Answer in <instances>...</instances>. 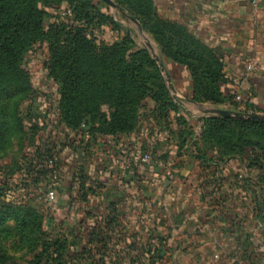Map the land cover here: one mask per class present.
<instances>
[{
    "label": "rangeland",
    "instance_id": "1",
    "mask_svg": "<svg viewBox=\"0 0 264 264\" xmlns=\"http://www.w3.org/2000/svg\"><path fill=\"white\" fill-rule=\"evenodd\" d=\"M56 1L49 0V3H46L47 24L63 21L73 26L85 25L79 13L83 1L87 2V0H62L60 4L55 3ZM89 1L90 5L87 4L86 10L92 12L94 21L88 28L94 34L97 43L99 41L110 43L129 38L133 43V51L135 48L137 50L145 48L150 52L161 70L172 97L177 98L175 90L181 91L182 95L189 91V86L192 84L188 79L189 74L179 72L178 78L173 80V73L176 72L175 64L167 62L168 59L162 54L156 40L142 27L136 17L127 13L126 5L119 0H113L115 5L105 0ZM151 1L155 5L154 10L164 17L158 10L157 0ZM94 24L101 25L99 26L101 31L93 27ZM49 60V43L46 39H41L31 47L22 65L28 74V86L25 85V87L24 84L19 83L10 84L4 89L5 92L0 94L2 104L0 126L6 125L5 132L2 134L6 142L4 146L2 142L0 143V250L10 255L9 264H28L29 261H37V258L46 253L56 256L58 253L55 252L54 245L59 243V240L67 241L70 255L79 253L81 248H77L78 245L84 247L85 253L73 256L76 259L82 256L83 263H90L93 258L92 262L99 264H140L141 253L147 255V247H149V256L154 255L155 247L158 246L160 249L158 259L154 256L153 264H235L233 257L226 256V253L219 254L218 244L208 246L202 243L203 229L190 232L189 228L177 226L169 219L170 216L164 214L162 215L164 222H156L157 228L154 224L148 223V220L151 222V219H157V216L152 213L153 206L166 205L178 208L191 205L199 191L219 187V182L213 184V187H209L208 184L211 172L219 171V169H213L209 163L211 159L219 158L220 152L216 149L206 148L203 150L202 161L192 162V164L188 157L181 159V165L178 168L180 172L185 173L179 176L180 180L173 181L169 176L171 181L169 185L167 182H162L161 186H157L159 188L156 187L157 190H149L152 194L142 193L140 187L135 184L130 194H126L123 201L119 202L121 203L119 207L130 206V208L123 207L120 214L117 213L109 219L107 218L109 210L103 200V194L108 191V186L103 187V183L98 187L95 184L89 189L86 187L85 191L82 190L81 192L87 197H84V194L76 198L67 197L68 184L64 181L67 178V171L72 169V163L67 156L69 157L70 152L76 153V156L80 158L79 161H82L85 157L91 156L90 153L94 156V149L98 145L96 141L93 142V137L86 135L87 132L82 126L74 127L64 120L60 110L58 84L51 81L49 77ZM160 62H164L166 69L173 74L170 82ZM250 63L257 64L259 68L258 62ZM186 89L187 92L184 91ZM190 94H192V85ZM212 108L222 107L216 105ZM140 111L138 128L148 129L160 124L165 128L191 125L196 129V134L200 133L205 119L220 116L210 112L203 113L197 108L193 111L194 116H184L186 125L184 123L180 125L177 120L179 111H172L168 120L157 118L151 109L142 108ZM131 152H134L130 157L133 158L136 151ZM144 153L150 154V162L155 159L152 151ZM175 153L170 149L169 158ZM141 154H137V157ZM231 161V164H237L235 159ZM222 162L228 161L222 160ZM88 167L92 178L94 175L92 170L97 171V168L91 164ZM145 167L143 165L137 169L146 173ZM168 172L171 173V171ZM231 172L235 174L233 170ZM95 174L98 177L102 176L101 180L104 182H108L111 178L105 165H102L100 170L98 168ZM244 181L241 176L234 177L231 187H228L227 182L223 190L230 188L237 191L243 188ZM139 182H141L139 178L133 180V183ZM173 186L180 190L173 192ZM51 188L57 189V201L53 203L46 202L40 196ZM161 188H164L167 193L161 195ZM174 194L179 196L175 197ZM148 205L151 206V216L147 213ZM185 215L188 217L186 213ZM82 220L89 221V225L83 227ZM110 220H113V223L109 226L107 222ZM67 225L71 227L68 228ZM79 225L80 228H78ZM155 234L160 236L156 246H150L146 242L133 243V240H138L137 238L142 235L146 241L150 237H156ZM180 241L181 246H178ZM46 247L49 249L46 250ZM215 248L216 251L213 250ZM178 249L179 251L181 249L180 253ZM216 252L217 257H214Z\"/></svg>",
    "mask_w": 264,
    "mask_h": 264
},
{
    "label": "trees",
    "instance_id": "2",
    "mask_svg": "<svg viewBox=\"0 0 264 264\" xmlns=\"http://www.w3.org/2000/svg\"><path fill=\"white\" fill-rule=\"evenodd\" d=\"M61 1L55 3L60 4ZM119 1L126 5L127 13L136 17L152 35L165 58L187 68L191 77L192 98L196 102L220 107L228 105L231 96L222 90V85L227 81L224 58L215 49L207 46L187 27L161 17L154 10L153 1ZM46 3L49 0H0V94L10 84L28 86L29 78L22 67L23 62L31 47L37 41L46 39L50 46L49 77L58 84L62 116L69 125L82 126L86 135L96 139L97 136L129 134L138 128L142 108L151 109L154 116L164 120H168L172 111L180 110L158 64L147 49L135 48L133 51L129 38L97 43L88 28L94 21L92 12L86 10L87 4L90 5L89 0L83 1L79 13L85 24L82 26L63 21L47 24ZM99 24L93 27L101 31ZM1 110L0 102V113ZM177 120L180 125L187 123L181 115ZM5 126H0L2 146L6 142L2 135ZM191 128V125L183 126L177 132L180 148H186L185 151L198 161H202L203 150L216 149L220 156L215 157L217 160L211 159L210 165H218V160L235 159L251 168L257 181L254 187L251 185L249 188L256 192L259 203L264 207V119L211 116L204 120L199 134ZM86 168L83 165L79 175L74 176L75 181L78 179L81 196L84 194L82 190L95 185V179L86 172ZM107 189L103 200L109 210V219L120 214L124 206H116L121 203L113 197L115 191ZM83 196L87 197L86 194ZM261 215L264 218V214ZM112 221L107 225L110 226ZM81 223L83 227L89 225V221L82 220ZM140 238H137L139 241L133 240V243L141 244ZM151 239L146 244L156 246ZM54 246L58 255L46 253L28 264H99L93 263V258L88 260L90 263H83L82 256L73 258L76 254L85 253L81 245L77 247L81 248L79 253L72 255L69 254L66 240H59ZM159 250L156 246L155 254L149 256L147 247V255L141 253L140 264H153L154 256L158 259ZM9 256L6 251L0 250V264H9Z\"/></svg>",
    "mask_w": 264,
    "mask_h": 264
},
{
    "label": "crops",
    "instance_id": "3",
    "mask_svg": "<svg viewBox=\"0 0 264 264\" xmlns=\"http://www.w3.org/2000/svg\"><path fill=\"white\" fill-rule=\"evenodd\" d=\"M157 7L162 16L187 27L224 58L227 81L222 85V90L231 96V99L228 105L222 108L264 114V0H259V4H255L253 0H157ZM254 61L259 64L256 70L248 67V64ZM167 62L176 66L173 76L163 62L168 82L172 80L171 76L173 80L178 78L179 72L189 74L185 66L170 60ZM188 79L191 81L190 75ZM191 85L188 92L187 89L184 90L187 92L185 95L175 90L177 98L173 96L179 104L178 113L181 116H194L193 111L197 108L207 113L216 106L211 103L196 102L190 94ZM191 129L196 133L195 128ZM179 130L180 128L173 126L165 128L163 125H155L148 129L137 128L129 134L93 138V142L96 141L98 145L94 149V156L90 153L91 156L85 157L82 161H79L80 158L76 156V153L70 152L69 157L67 156L72 163V169L67 171V178L64 181L68 184L67 197L80 196L78 179L75 181L74 176L79 175L83 165L87 167L86 172L90 175L91 170L88 168L90 164L93 167L96 166L97 171L105 165L111 178L108 182H104L101 180L102 176L98 177L95 174L97 171L92 170L94 184L98 187L103 183V187L112 188L115 191L113 197L121 202L127 196L126 194H130L135 184L140 187L142 193L148 195L152 194L149 192L150 189L157 190L159 188L157 186H161L162 182H167L169 185L171 182L169 176L173 181L180 180L179 176L185 173L180 172L178 168L181 165V159L188 157L191 164L198 160L193 159L192 155L185 151L186 148L181 150L177 139ZM170 149L174 153L178 149L170 157L171 159L169 158ZM133 150L136 154L130 158L134 153L131 152ZM143 151H152L155 155V159H152L144 168L145 171L147 170L146 173L136 168L137 154ZM231 162L211 165L213 169H219V171L211 172L208 184L209 187H213V184L219 182L218 188L199 191L191 205L178 208L166 205L153 206L152 213L157 216V219L156 221L151 219V222L148 220V223L154 224L157 228L159 222H164L162 215H168L173 223L181 228H189L190 232L203 229L202 243L208 246L218 244L220 248H216H219V254L226 253V256L233 257L235 264H264V218L261 215L264 214V207L259 203L256 192L249 188L251 185L253 187L256 185L257 178L253 176V170L245 164L236 162L235 165ZM232 170L235 174L231 172ZM240 176L243 181L245 180L243 188L237 191L230 188L223 190L227 182L228 187H231L232 179ZM136 178H139L141 182L133 183ZM177 189L176 186L172 188L173 192L180 190V188ZM160 192L161 195L167 193L164 188H161ZM173 196L178 197L179 194ZM148 208L147 213L151 216V206L148 205ZM140 240L141 244L147 241H144L143 235ZM151 241L157 243L158 236L152 237ZM178 246H181V241ZM216 248L213 250L216 251ZM216 254L217 252L213 256L215 257Z\"/></svg>",
    "mask_w": 264,
    "mask_h": 264
},
{
    "label": "water",
    "instance_id": "4",
    "mask_svg": "<svg viewBox=\"0 0 264 264\" xmlns=\"http://www.w3.org/2000/svg\"><path fill=\"white\" fill-rule=\"evenodd\" d=\"M105 1L111 5H115L113 0H105ZM160 66L164 70L163 62H160ZM209 112L212 114H219L220 116L226 117V118L264 119V114L234 111V110L223 109V108H212L211 110H209Z\"/></svg>",
    "mask_w": 264,
    "mask_h": 264
},
{
    "label": "built area",
    "instance_id": "5",
    "mask_svg": "<svg viewBox=\"0 0 264 264\" xmlns=\"http://www.w3.org/2000/svg\"><path fill=\"white\" fill-rule=\"evenodd\" d=\"M255 4H259V0H253ZM248 67L251 69L257 68V64L255 63H250L248 64ZM151 156L149 153H143L139 155L137 158L136 166L142 167L143 165H147L150 163ZM137 167V168H138ZM57 189L56 188H51L46 191V193L42 196L40 195L46 202L53 203L57 201Z\"/></svg>",
    "mask_w": 264,
    "mask_h": 264
}]
</instances>
